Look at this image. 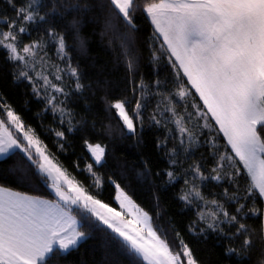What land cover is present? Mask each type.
Returning a JSON list of instances; mask_svg holds the SVG:
<instances>
[{
    "label": "snow or ice",
    "instance_id": "1",
    "mask_svg": "<svg viewBox=\"0 0 264 264\" xmlns=\"http://www.w3.org/2000/svg\"><path fill=\"white\" fill-rule=\"evenodd\" d=\"M97 239L125 258L91 264H264V0H0V264Z\"/></svg>",
    "mask_w": 264,
    "mask_h": 264
},
{
    "label": "trees",
    "instance_id": "2",
    "mask_svg": "<svg viewBox=\"0 0 264 264\" xmlns=\"http://www.w3.org/2000/svg\"><path fill=\"white\" fill-rule=\"evenodd\" d=\"M90 55H93L95 57H97L96 63L97 65H103V63L106 60H109V54L104 52L103 50H101L98 46H94L92 48V51L90 53ZM34 110H38V106H33ZM27 117L29 120H31V122L33 123V125H37L39 123V121L33 120L32 119V114L28 113ZM52 117L49 115L47 117L44 118V123L47 126L48 124L51 123ZM125 145H129L128 147V152H134L135 149L130 147V142H122ZM121 145L117 144V148L120 149ZM74 148H75V152L73 153L71 150H69V153L65 156H62L61 159L64 161L65 164L70 165L71 162L73 160H75L77 157L83 155V156H87L88 153L84 150V148L81 146V142L79 140H76L74 142ZM128 152H124L123 154L127 155ZM117 154H121L120 151L117 152ZM129 159H135V157L130 156ZM84 161L81 160V165H83ZM9 186H15V185H9ZM21 190L24 191H30V189L28 188H22ZM51 192V189L48 188L47 186H44L39 192H33L32 194L34 195H45L47 196L49 193ZM111 190H109L108 193H106L105 195V202L109 203L111 207H114L116 209H120L119 205L117 202H114L111 195H110ZM141 197L142 199H138L137 202L141 203L143 206V202L144 200H146L148 198V194L146 192H142L141 193ZM49 198H54V196H51ZM178 207L176 206L174 207L172 210L173 211H178ZM76 256L80 259H84L90 262L92 261H103L105 259H124L125 256L124 254L120 253V254H112V255H106L105 252V247L103 244V241L101 239H97L94 241H89L83 248L80 249V252L76 254Z\"/></svg>",
    "mask_w": 264,
    "mask_h": 264
},
{
    "label": "rangeland",
    "instance_id": "3",
    "mask_svg": "<svg viewBox=\"0 0 264 264\" xmlns=\"http://www.w3.org/2000/svg\"><path fill=\"white\" fill-rule=\"evenodd\" d=\"M117 211H120L121 209H116Z\"/></svg>",
    "mask_w": 264,
    "mask_h": 264
}]
</instances>
